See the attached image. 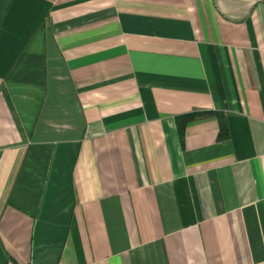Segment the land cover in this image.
<instances>
[{
    "label": "crops",
    "instance_id": "0c3cea01",
    "mask_svg": "<svg viewBox=\"0 0 264 264\" xmlns=\"http://www.w3.org/2000/svg\"><path fill=\"white\" fill-rule=\"evenodd\" d=\"M0 264H264V0H0Z\"/></svg>",
    "mask_w": 264,
    "mask_h": 264
},
{
    "label": "trees",
    "instance_id": "16d2710c",
    "mask_svg": "<svg viewBox=\"0 0 264 264\" xmlns=\"http://www.w3.org/2000/svg\"><path fill=\"white\" fill-rule=\"evenodd\" d=\"M206 117H214L218 124V131H217V140H224L227 137V132L225 129V124L223 121V117L219 113H209V112H197L191 114H185L181 116H177L175 118L176 129L179 136V141H182V135L184 128L187 124L201 120Z\"/></svg>",
    "mask_w": 264,
    "mask_h": 264
}]
</instances>
